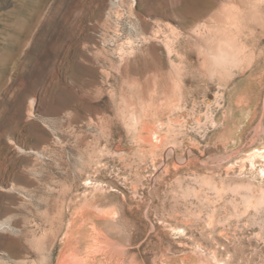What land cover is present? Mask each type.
I'll return each instance as SVG.
<instances>
[{
  "label": "rangeland",
  "instance_id": "rangeland-1",
  "mask_svg": "<svg viewBox=\"0 0 264 264\" xmlns=\"http://www.w3.org/2000/svg\"><path fill=\"white\" fill-rule=\"evenodd\" d=\"M226 36L250 67L212 66ZM253 67L264 0H0V262L70 227L96 264H264V93L219 135Z\"/></svg>",
  "mask_w": 264,
  "mask_h": 264
},
{
  "label": "bare ground",
  "instance_id": "bare-ground-1",
  "mask_svg": "<svg viewBox=\"0 0 264 264\" xmlns=\"http://www.w3.org/2000/svg\"><path fill=\"white\" fill-rule=\"evenodd\" d=\"M212 46V45H211ZM245 46V45H244ZM242 44L238 43L236 38L234 36H226L224 38H222L216 45L214 44L213 47H211V58L214 61V64L212 66H215L216 64L218 65L219 63H226L229 64L230 66H240L242 63L247 62V67H250L252 65V57L246 58L245 56H243L244 54V47ZM247 54V53H246ZM208 58V57H207ZM211 61V62H213ZM222 66V64H221ZM218 67V66H217ZM216 67V68H217ZM229 68V66H228ZM232 71V70H231ZM233 76V75H232ZM223 137H226L225 135ZM222 137V139H223ZM25 149V148H24ZM22 153H26L25 150H23ZM41 198V197H40ZM64 202V201H63ZM64 206V205H63ZM32 212V211H31ZM41 213V212H40ZM38 214V213H37ZM45 214V213H44ZM43 214V215H44ZM58 216V215H57ZM77 216V215H76ZM42 217V216H41ZM40 217V218H41ZM48 217V215H47ZM18 218V217H16ZM7 219V220H0V229L1 230H11L14 233L15 232H19L22 231V229H19V225H20V221L18 219ZM57 218V217H56ZM50 219V217H49ZM107 219V218H106ZM46 221V219H45ZM44 221V222H45ZM29 222V221H28ZM212 222V221H211ZM48 223V222H47ZM74 223V222H73ZM191 223V222H190ZM131 224V223H130ZM24 225V224H23ZM26 225V224H25ZM47 226V225H46ZM45 227V226H44ZM76 227V226H75ZM75 227H73L75 229ZM96 227V226H95ZM153 227V226H152ZM62 228V227H61ZM79 228V227H78ZM77 228V229H78ZM94 228V227H93ZM42 229V227L40 228ZM76 229V230H77ZM51 230V229H50ZM75 230V231H76ZM82 230V229H81ZM80 230V232H81ZM100 230V229H99ZM10 231V232H11ZM28 231V230H27ZM41 231V230H40ZM48 230H46L47 232ZM56 231V230H55ZM52 232V231H51ZM73 232V231H72ZM80 232L78 234H80ZM84 232V231H83ZM95 232V231H94ZM98 232V231H97ZM102 232V230H101ZM31 233V231H30ZM45 233V232H44ZM48 233V232H47ZM45 233V234H47ZM53 233V232H52ZM75 233V232H74ZM74 233L70 232V227L67 231V233L65 234V236L63 237V242H64V246L62 251L60 252L58 258L56 259V263L54 262L53 264H96L95 260L93 258L90 257L89 253L86 252L84 250L83 244L84 243L82 241V238L80 235H75ZM96 233V232H95ZM35 234V233H34ZM59 234V233H58ZM61 234V233H60ZM37 235V234H36ZM35 235V236H36ZM42 235V234H41ZM34 236V237H35ZM55 236V235H54ZM38 237V236H37ZM45 237V236H44ZM39 238L35 241L34 244H36V249L40 250L41 256H40V263L39 264H52V262H50L51 259V254L46 253V249H45V245H44V241L42 239L45 238ZM47 237V236H46ZM91 237V235H90ZM89 237V238H90ZM92 238V237H91ZM36 239V238H33ZM47 240V239H46ZM58 240V239H57ZM32 243V242H31ZM47 243V242H46ZM33 244V243H32ZM56 244V243H55ZM112 244V243H111ZM110 244V245H111ZM30 246V245H29ZM113 246V244H112ZM111 246V247H112ZM202 246V245H201ZM32 247V246H31ZM102 247V246H101ZM106 247V245H105ZM33 248V247H32ZM62 248V247H61ZM100 248V247H99ZM98 248V249H99ZM52 250V249H51ZM101 250V249H99ZM97 250H94V254ZM39 252V251H38ZM51 253V252H50ZM92 253V254H93ZM98 253V252H97ZM96 253V254H97ZM48 254V255H47ZM91 254V253H90ZM214 254V253H213ZM99 255V254H98ZM112 254H109V256ZM104 256V255H103ZM107 256V255H105ZM105 256L103 258H105ZM108 257V256H107ZM49 259V261H48ZM100 259V258H99ZM34 260V259H32ZM38 260V259H37ZM104 260V259H103ZM102 260V261H103ZM21 261V260H20ZM25 261V260H22ZM21 261V263H22ZM28 261V259H27ZM36 260H34V264L37 263L35 262ZM112 261V260H111ZM115 261V260H114ZM2 262V260H1ZM0 262V263H1ZM17 262V261H16ZM14 262V263H16ZM105 262V261H104ZM125 262V261H124ZM4 262H2L1 264H3ZM8 263V262H7ZM6 263V264H7ZM33 263V262H32ZM100 263V262H98ZM97 263V264H98ZM102 263V262H101ZM100 263V264H101ZM110 263V262H108ZM107 263V264H108ZM26 264V261H25ZM103 264V263H102ZM114 264V263H113ZM116 264V263H115Z\"/></svg>",
  "mask_w": 264,
  "mask_h": 264
},
{
  "label": "crops",
  "instance_id": "crops-1",
  "mask_svg": "<svg viewBox=\"0 0 264 264\" xmlns=\"http://www.w3.org/2000/svg\"><path fill=\"white\" fill-rule=\"evenodd\" d=\"M264 93V71L263 68L253 67L244 75L237 78L231 85L227 95V113L222 124L225 128L219 133L223 134L228 128H234L232 134L226 132L221 137L223 141L233 140V136L239 131L242 121L252 117ZM218 135V137H219ZM229 136V137H228Z\"/></svg>",
  "mask_w": 264,
  "mask_h": 264
}]
</instances>
